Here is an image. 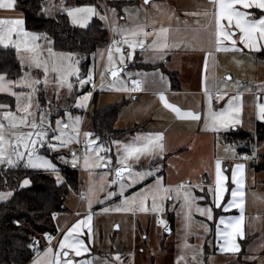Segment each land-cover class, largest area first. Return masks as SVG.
Returning a JSON list of instances; mask_svg holds the SVG:
<instances>
[{"label":"rangeland","instance_id":"1","mask_svg":"<svg viewBox=\"0 0 264 264\" xmlns=\"http://www.w3.org/2000/svg\"><path fill=\"white\" fill-rule=\"evenodd\" d=\"M49 0L47 12H52V14L64 10L68 13V10L73 8H83L92 7L97 11V15L92 16L84 27L79 24H74L72 18L68 16L69 24L78 29H85L93 18L101 21L103 26L107 29L109 34V40L106 45L98 46L96 50L90 55L89 63L84 67V73L80 69V64L84 62V57L80 54H69L60 53L52 50V42L49 38H40L43 41V45H48L51 52L54 55H50L49 48L45 53L41 52L36 48V55L42 63L40 68L35 67L29 63V56L33 55L22 50L17 52L16 48L12 43L8 46L14 47L22 58V67L27 66L30 70H39L41 76L36 75L31 76L30 74H25L23 78H29L31 80L39 79L41 83L36 85V91L32 93V109L30 111L34 112L35 119L39 123L40 113H47L45 116V127L48 131V137L43 146L38 145L37 155L47 159L52 163L57 169L56 173L51 171L40 169H34L27 167L31 170L44 171L51 174L55 179L57 174L61 178V167H73V153L76 154L77 161L75 168L78 171V189L77 191H71L66 199L65 206L67 207V212L60 213L57 215L55 220L56 229L60 235L72 226L76 221L84 219L88 213V207L85 200L81 199V193H86L89 188L90 179L96 182L97 188L100 186L101 178H103V191H98L97 198L93 200L92 203V220H91V241H89L87 232L88 229H82L84 235L80 238L85 241V246L88 248V252L83 254L81 257L91 254L92 256L83 257L81 260H92L94 264H264V168L263 170L256 171V167L260 164L262 157L264 156V140L254 143L255 158L244 160L239 159L238 149L241 148L239 145H230L224 147L222 136L217 137V149L224 155L228 156L227 159L236 158L235 162L243 163L246 167H249V163L253 162V167L250 171L247 170L248 178L246 181L245 192V211H244V238L239 242L240 248L242 247V252L237 255L232 254H215L214 244H215V223L217 215L214 208L213 193L209 194L208 191H201L198 182H192L191 184L180 183L175 186H167L171 189H176L179 191L177 195L176 191L171 193L172 199L159 202L162 203L163 210L159 213L153 212L151 210L152 201L149 199L146 201L147 211H117V208L128 207L122 203L124 197H132L136 193L141 192L142 189H148L155 184L157 177H161L163 185L164 180V170L165 166L161 162L152 163L151 159L140 158L139 161H129L130 164H135V166H141L139 169H132L134 172H148L153 171L155 175L146 176L139 183H136L130 187H127L124 191V195H120V184H128V181L121 180L117 184H111L110 182L115 179V170L120 167L116 163L118 152L116 145L112 142L111 146H105L110 151L103 153L111 159L112 163L107 167H91L89 170H85L84 167V155H85V137L83 133L89 132V119L88 114H91L94 109L104 108L106 106L116 104L119 102H124L120 109L118 115V127L122 128L128 125V119L135 115L142 107L141 100H132L131 87L132 80H138L139 76L130 69L125 70L119 78L111 79L106 72V69L111 67L109 65L107 56L108 49L112 47L113 41H120L122 37L118 32H114L113 29L120 28H132L139 24H147V31H153V29H159L160 27L171 28L169 43H173V39L192 41L195 50L191 48L186 49L183 45L179 49L186 50L185 54L180 56V62L184 63V70L186 72L187 78L194 84L198 81V75L194 74L195 71H199L201 63L204 61L206 53H211L208 55L211 64L215 61L217 66V77L218 87L217 89L212 88L213 95L218 89L224 90V99L220 100L219 107L217 111H222L227 104V101L237 94L241 95L242 108L240 112L239 119L241 123L236 124L228 128L227 132H231L235 127H238L239 131H249L254 132L255 128V115L256 104L255 97H261L264 93V60L256 59L252 57L249 53L250 51L244 47L243 44L239 42V30L233 29L238 34L234 36L237 41L236 47L241 51L238 52H216L215 45L212 43V36L210 33L214 31V28L207 27L209 21L212 20L211 13L214 12V7L209 0H153L149 5H144L143 0ZM71 1L70 7L67 8L64 4ZM82 2V3H77ZM156 5V6H153ZM112 10H115L114 12ZM127 10V13L126 11ZM241 11H244L241 9ZM186 13H201V15H186ZM208 12L209 16H204L202 13ZM260 12V11H259ZM9 13H15L14 18L22 19L19 17L18 11H6L0 10V18H6ZM262 13V12H261ZM106 17L107 19H102ZM171 17V19L169 18ZM264 17V12L261 16L258 14V19ZM250 19H254L249 17ZM153 21L155 23H153ZM225 25L227 21H223ZM24 28V26H23ZM207 28V30H205ZM179 29V32L176 30ZM198 33V35H197ZM35 35V34H34ZM195 37V39H194ZM15 39V38H14ZM153 37H148L145 41L146 45L150 44ZM173 40V41H172ZM226 46L231 47L228 42H224ZM261 50H264V41L259 42ZM1 47H5L0 44ZM30 46H34L30 43ZM123 49L130 51L127 45H120ZM42 48H46L43 47ZM203 49V50H201ZM246 49L247 51H243ZM174 50L170 49L168 52L172 57H174ZM143 56L149 62L162 61L158 53L152 51L147 52V50L142 51L140 48H136L133 53L131 61L127 58L125 64H118V56L114 57L117 60V66L123 67L133 64L138 57ZM78 61V63H77ZM163 63L165 62L162 61ZM25 63V64H24ZM27 63L29 65H27ZM46 64L48 68V83L44 84L45 73L43 65ZM71 64L74 68L79 70V75L81 78H86L89 72L93 74V82H95V87L92 90L88 89V84L83 88L80 86L75 75L68 77V82L72 84V91L69 92L67 86L60 87L57 83V71H53V68L57 69H67L68 65ZM102 73H104L102 77ZM84 74V75H83ZM131 74V76H129ZM230 76L231 80L226 84L223 83L224 77ZM22 79V78H21ZM20 79V80H21ZM18 80V81H20ZM209 81L212 80L209 75ZM122 82V83H121ZM237 82L239 87H237ZM126 86L129 90H117ZM19 88V87H16ZM21 88V87H20ZM206 88L208 86L206 85ZM211 88V85L210 87ZM41 89L43 92V107L39 105L38 102V90ZM88 89V90H87ZM251 89V91H249ZM31 91L29 88H24L21 91H16V93L23 92L25 95L22 99L26 100L27 94ZM257 92L256 96L254 93ZM91 93V97L87 102V106L84 108L75 107V102L77 97H82ZM94 93H96L95 102L92 103V98ZM8 95V94H7ZM9 96V95H8ZM12 96V95H11ZM14 99V109L9 110L6 107L0 109V115L4 111H11L16 113L17 101L16 97L12 96ZM128 102V103H126ZM223 103V105H220ZM37 105L39 107L37 108ZM68 112L73 119L75 117L80 118V136L79 139L81 143L71 142L66 147H60L58 150L53 151L48 147V144H58L59 142L53 140L52 137L59 135L60 133L56 130V120H61L63 123H68V118L64 115ZM20 115V114H17ZM33 117H29L31 121ZM48 122H50L51 127H47ZM29 128L17 129V133H26ZM235 131V130H234ZM65 132L72 135L71 128L66 129ZM6 136L11 138L10 133L6 132ZM93 138H95L92 135ZM121 145H129L127 140H118ZM102 144V143H100ZM231 147L234 150L235 156L232 151L226 152L225 149ZM92 155V154H90ZM253 155V154H252ZM249 155V157H252ZM63 156L64 160L60 157ZM238 159V160H237ZM92 160H94V155H92ZM90 160V163L92 162ZM235 160V159H234ZM21 161L19 164H24ZM233 162L225 164V167L231 166ZM227 165V166H226ZM7 165H0V168H7ZM158 169V170H157ZM249 169V168H248ZM91 173V176H90ZM127 176V173H125ZM251 177V178H250ZM184 185L183 189H179L180 185ZM198 184V185H197ZM228 188V193H229ZM190 192L192 196L196 199L191 208V219L190 228L186 231L185 225V213L188 211L187 208L182 207L183 205V194L184 192ZM114 192L111 198H106L108 193ZM211 196V197H210ZM203 197V199H201ZM102 200L100 203L98 201ZM226 201V200H225ZM211 208L213 219L209 220L207 215H200L196 211V208ZM109 209L107 212L103 209ZM223 214V213H222ZM218 215V216H219ZM163 220L165 226L170 224L172 220V226L170 233H165V227H162L158 221ZM207 226V231H205L204 226ZM223 226V225H222ZM58 238V234L54 237L55 242ZM239 239V237H237ZM62 239V237H61ZM48 244L29 264H34L37 260H46L44 253L49 247L53 249V243ZM58 243V242H57ZM56 243V248L58 245ZM185 243L190 247L185 248ZM237 243V244H238ZM238 244V245H239ZM195 255V260L193 256ZM183 256V260L179 258ZM119 257V259H116ZM71 259L76 260L74 254H70ZM54 262V259H53Z\"/></svg>","mask_w":264,"mask_h":264},{"label":"snow or ice","instance_id":"2","mask_svg":"<svg viewBox=\"0 0 264 264\" xmlns=\"http://www.w3.org/2000/svg\"><path fill=\"white\" fill-rule=\"evenodd\" d=\"M150 0H143L144 5H149ZM214 7V12L211 13L212 20L209 21L207 27L214 28V31L210 33L212 36V43L215 45L216 52H238L241 51L237 45L236 39L234 36L236 32L233 29H238L240 36L239 42L244 45L245 48L250 51H260V43L264 41V17L259 19H250V13L248 9H259L261 12H264V0H209ZM156 6V5H153ZM0 10L6 11H14L15 10V0H0ZM113 12L115 10H112ZM127 13V10H125ZM68 16L72 18V22L74 24H79L81 27H84L88 20L97 15V11L92 7H83V8H73L68 10ZM186 15H201V13H185ZM204 16H209L208 12L202 13ZM171 19V17H169ZM102 19H107L106 17H102ZM223 21H227L225 25L222 23ZM153 23H155L153 21ZM24 21L18 18H0V44H3L5 47L8 46L9 43H12L16 48L17 52L23 51L32 53L33 55L29 56V63L35 65V67L40 68L42 63L39 59V56L36 55V48L38 46H30L31 41H35L39 39L38 36L26 32L23 28ZM147 24H139L132 28H114V32H118V34L122 37L120 41H113L112 47L108 49V62L111 67L106 69V72L113 78H119L120 72L123 71L122 68L117 66V60L114 57L118 56V64L123 65L126 62L132 60L133 53L136 48H140L142 51L148 50L154 53H165L166 50L170 49H178L182 45L188 49L191 48L195 50L192 41H184L179 40L173 43H169L170 40V32L171 28L160 27L159 29H153V31H147ZM207 30V28H205ZM179 32V29L176 30ZM198 35V33H197ZM148 37H153L150 44L145 43ZM15 38V39H14ZM195 39V37H194ZM224 42H228L231 47L225 45ZM127 45L130 51L123 49L120 45ZM203 50V49H201ZM50 55H54L49 49ZM211 55V53H206L205 56V67H207V57ZM162 59L163 56L161 55ZM78 63V61H77ZM44 73L45 79L44 84L48 83V68L47 65L44 64ZM53 71H57V83L60 87L67 86L69 92L72 91V84L68 82V77L75 75L77 81L80 86L83 88L85 85L93 83V74L90 71L86 78H81L79 75V70L74 68L71 64L68 65L67 69H57L53 68ZM102 77L104 73L101 74ZM131 76V74H129ZM163 80V77H161ZM231 80L230 76L224 77L223 83H227ZM41 81L39 79L31 80L29 78H22L18 82H8L5 80L4 76H0V91H7L9 95L15 96L17 101L16 113L11 111H4L2 115H0V165H7L8 168L16 167L21 161H24L25 167H30L34 169H44L47 171H51L53 173L57 172L55 166L50 163L47 159L37 155L38 148L37 146H43L48 137V131L45 127V116L47 113H40L39 123H37L35 119V113L30 111L32 109V93H34L36 89V85H39ZM122 83V82H121ZM141 81L140 80H132V91H140L141 90ZM237 87H239V83L237 82ZM13 87H21V88H29L31 91L27 94L26 100L22 99L24 97V93H16L12 91ZM93 87L95 85L93 84ZM117 90L128 91L129 89L124 86L121 88H117ZM251 91V89H249ZM205 95L207 98L208 109L207 112L203 116L204 120V130L207 131H220L222 129H228L236 124L241 123L239 116L242 108L241 103V95L237 92L236 95L231 97L226 106L222 111H214L212 108V100L213 93H210L207 88H205ZM215 100L218 103L220 100L224 99V90L218 89L215 93ZM91 97V93L87 95H83L82 97H77L75 102V107L84 108L87 106V102ZM259 97H257V101H259ZM159 100L163 104L164 108L168 109L172 113L176 115L178 119L191 120V121H200L202 119L199 113H194L191 111L182 112L179 108L168 103L164 93L159 94ZM4 105H0V109L4 108ZM39 105H37V108ZM256 113L257 119L264 121V103L257 102L256 104ZM20 114V115H17ZM64 115L68 118V123H63L61 120H56V130L60 133L59 135L53 136L52 139L58 141V144H48V147L56 151L60 147H66L71 142L81 143L80 136V118L71 117V115L66 111ZM29 117H33L31 121H29ZM29 128L30 130L26 133H17V129L20 128ZM47 127H51L50 122H48ZM71 128L72 135L65 132L66 129ZM6 132L10 133L11 138L6 136ZM85 137V155H84V167L85 170H89L91 167L96 168H107L111 163V159L106 155H102L110 151L107 149L105 145L100 144L98 142V138H93L92 133L85 132L83 133ZM164 136L162 133H158L155 135H147L144 137L137 136L132 144L129 145H121L119 142H113L117 147V160L116 163L120 165L115 170V179L110 182L111 184H117L121 180H127L128 184H120V195H124V191L127 187H130L136 183H139L140 180H143L146 176H153L155 172H134L132 170L131 164L129 161H139L141 157H159L163 159L164 152V144H163ZM226 152L232 151L235 156L234 150L229 147L225 149ZM94 155V160H92V155ZM255 158V151L253 152L252 157L244 156L242 159H252ZM61 160H64V157H60ZM90 160L92 162L90 163ZM77 157L76 154L73 153L72 164L73 167L76 166ZM221 159L217 158L215 161V189H214V197L213 202L217 208L223 207L224 212H229L231 209L236 208L239 210V216L229 217L228 219L221 218L219 224L217 225V238L218 240H222V244H220V248L222 252H231L237 253L240 251L239 245L236 243L237 237L240 239L244 238V170L245 165L243 163H237L232 170V178L231 182L235 185V188L231 191L232 199L227 202L226 205L222 206V200L224 199V194L226 191L225 188V180L226 177L222 174L221 169ZM158 170V169H157ZM127 173V176H125ZM91 176V173H90ZM57 183H62L60 176L57 174L56 176ZM29 184V181L25 179L21 184V187H24ZM185 186L182 184L179 186V189H183ZM203 191V188L200 189ZM98 191H103V178H101L100 186L97 188V184L94 181H91L88 191L86 193H81V199L85 200L88 207V213L84 219L76 221L72 224L71 227L67 228L62 235V239L58 240V249L55 251L49 247L47 251L43 254L46 260H37L34 264H53V259L55 264H77V261L69 258L70 254H74L76 257H80L83 254L88 252V248L85 246V241L80 237L84 235L82 229L87 228L88 238L91 241V220H92V203L93 200L97 198ZM173 191L177 192L179 195V191L176 189H171L165 187L163 185V181L161 177H157L155 180V184L148 189H142L141 192L136 193L132 197H124L122 203L128 207L117 208V211H147L146 201L151 199L152 206L151 210L153 212H161L163 210L162 203L163 201L171 200L173 197L171 193ZM208 193H213V188H208ZM12 193H0V200H5L10 197ZM112 195H115L114 192L108 193L106 198H111ZM195 197L191 195L190 192L185 191L183 194V205L188 209L185 213L186 231L190 228V219H191V208L195 201ZM203 199V197H201ZM102 203L103 201H98ZM109 209L105 208L103 211L107 212ZM196 211L199 212L200 215H207L209 220L213 219L212 209L209 208H200L197 207ZM55 214L53 215V219H55ZM158 223L165 227V222L163 220H159ZM220 225H223V230H221ZM205 231H207V226H204ZM167 230V229H166ZM45 239L51 244L52 237L49 234H45ZM35 243V242H34ZM185 248L190 247L185 243ZM116 259H119L117 257ZM183 260V256L179 258ZM195 260V255L193 256ZM79 264H94L92 260L80 261ZM107 264V262H105ZM179 264V260L177 262Z\"/></svg>","mask_w":264,"mask_h":264},{"label":"trees","instance_id":"3","mask_svg":"<svg viewBox=\"0 0 264 264\" xmlns=\"http://www.w3.org/2000/svg\"><path fill=\"white\" fill-rule=\"evenodd\" d=\"M49 0H15V10L23 14L24 29L41 39L47 37L52 42V49L60 53L80 54L84 62L80 69L89 63L90 55L98 46L106 45L109 40L107 29L100 20L93 18L85 29H78L69 24L64 10L52 14L47 12ZM71 1L64 4L70 7ZM82 3V2H77ZM73 4V3H71ZM262 15L261 12L256 13ZM254 58L264 60V51L252 54ZM133 69L153 70L157 66L144 65L136 60L131 64ZM26 71L17 59L13 47L0 46V75L9 81L20 78ZM84 75V74H83ZM173 84L177 76L168 72ZM89 89V88H88ZM87 89V90H88ZM96 93L92 98L95 102ZM43 92L38 90V102L43 107ZM124 102L112 104L100 109H94L88 114L89 132L98 142L105 146L132 135L140 129V125L126 130H118L115 125ZM0 105L7 109H14V99L11 95L0 94ZM223 143L241 146L238 155H252L254 143L264 140V122H256L254 132L235 131L222 135ZM164 165V160L160 161ZM253 167V163H250ZM264 156L256 171L263 170ZM62 183L49 173L31 170L18 164L14 168H0V193H12L5 200H0V264H28L34 257L32 246L41 250L45 247L43 239L45 234L54 236L57 230L51 214L67 212L65 202L71 191L78 189V171L75 167H61ZM27 179L29 184L21 187ZM228 195H226L227 200ZM218 213L217 210H215ZM219 215V214H218ZM217 215V216H218ZM172 220H170V227ZM37 241V243H34ZM242 252V250H241Z\"/></svg>","mask_w":264,"mask_h":264},{"label":"crops","instance_id":"4","mask_svg":"<svg viewBox=\"0 0 264 264\" xmlns=\"http://www.w3.org/2000/svg\"><path fill=\"white\" fill-rule=\"evenodd\" d=\"M244 11H248L251 14L250 15L251 18H253V16L255 15L254 19H258V16L256 13L258 11L261 12V10L256 9V8L248 9ZM14 14L15 13H9L6 16V18H14V16H16ZM18 16L21 18H24L23 14L20 12ZM236 34L238 33L236 32ZM173 40H172L173 42L177 41V39H173ZM30 43L34 46H38L37 49H39L41 52L36 51L37 53H45V51H48V48L50 49L48 45L46 46L43 45L44 43L40 39V37L39 39L35 41H31ZM42 46L46 48H42ZM247 50L244 49L243 51L246 52ZM261 51H264V50L262 49L260 51H250L249 53L252 55L254 53L255 54L259 53ZM147 52L149 51L147 50ZM173 52H174V57L170 55L168 50H166L165 53L163 54L158 53L160 56L161 55L163 56L162 61L165 60L164 63L162 61L161 62L160 61L149 62L148 60L144 58L143 53L141 54L142 56L138 57V60H137L138 63L144 64V65L157 66V68L153 70H146L142 68H138V69L130 68L133 71V73L135 71L136 73L139 74L137 79L142 82L141 90L136 91L135 93H132V90H130L131 91L130 95L133 96L132 97L133 101L141 100L143 98L142 105H141L142 108L137 113H135V115H133L132 117L128 119V122H127L128 125L122 128L120 127L117 128L118 122L116 121L115 127L118 130H126V129H130L134 127L135 125H140V129L137 132H135L132 135L124 136L122 139H120V140H127L128 144H132L137 136L144 137L147 135H155L158 133L163 134L164 136L163 159H160L159 157H156V158L148 157V158L151 159L152 163H157V162H160L161 160H164V166H165L164 186L165 187L170 186V185L175 186L183 182L187 184H191L194 181V182L199 183L198 188H203V190L205 191H208V188L212 187L213 196H214L215 161L217 158H220L222 161L221 163L222 174L226 177V180H225L226 191L224 194V199L222 200L221 203H222V206L226 205L227 202L232 199L231 191L233 188H235V185H233L231 182L232 170L238 162H235L236 158H234L235 160L233 158L227 159L228 156L224 155L222 152H219L217 149V142H218L217 137L226 133L228 130L222 129L218 132L204 130V120H203V116L207 112V109H208L207 98L205 95L206 85L208 86L207 89L210 93L212 92V88L217 89L218 87L219 76L217 77L218 72H217L216 63L214 61L211 64V61H209V59L207 58V67H205V59H204V61L201 63L199 71L194 72V74L196 76L198 75L199 78H198V81H196L193 84L186 76V72L184 70V63L180 62L179 60L180 56L182 54H185V52L187 51L178 48L177 50H174ZM16 55H17V52H16ZM252 57L254 56L252 55ZM17 59H18L19 64L22 65L21 64L22 58H20V56L18 55ZM27 65L29 64L27 63ZM23 68H25L26 71L20 78L14 81H9L4 76L5 80L8 82H18V80H20L21 78H23V76H25L26 72L27 74L31 73L38 77L41 76V73L39 70H30L29 67L27 66H23ZM168 72L174 75L176 74L177 81L175 85L173 84L170 76H168ZM209 75L212 79L210 81L208 80ZM0 76H3V75H0ZM161 77H163V80H161ZM210 85H211V88H209ZM23 89L24 88L13 87L12 91L16 92V91H21ZM160 93H164L168 103L179 108L182 112L191 111L194 113H199L202 119L200 121L178 119L174 113L164 108L163 104L159 100ZM252 93H254V96H256L257 92L256 93L252 92ZM0 94L7 95L8 92L0 91ZM259 98H260L259 101H257V98L255 97V104H257V102L264 103V93L261 94V97ZM220 105H223V103H221ZM218 107H219V103L216 102L215 96L213 95L212 108L214 111H217ZM255 118H256L255 123L264 122V121L257 119V114L255 115ZM237 128L238 127H235V129ZM223 145H225L224 147L230 146V144H225V143H223ZM235 147H238V146H235ZM239 156H240L239 159H241V157H244L246 155H239ZM141 158H147V157H141ZM230 162H233L231 166L225 167V164L228 165V163ZM131 167L132 169L141 168V166H135V164H131ZM248 168L245 165L244 189L246 187V181L249 176L247 173V170L250 171V168H251L250 163H249ZM228 188H230L229 193L227 191ZM226 195H228L227 200H226ZM211 200L213 201L212 198ZM245 207L246 205L244 203V211H245ZM214 208L218 212H220V215L217 216L216 218L217 220L215 223L214 253L215 254H232L231 252L221 251V248L219 245L222 244L223 241L218 240L217 238V235H216L217 225L219 224V221L221 218L228 219L229 217L239 216L240 212L236 208L231 209L229 212H224L223 207L217 208L215 206V203H214ZM57 215H55L56 218H57ZM56 218L53 219L54 224H55ZM220 228L221 230H223L222 225H220ZM59 232L60 231L57 230V234H58L57 240L55 242H53L54 240L52 241L53 243H55L52 245L54 251L57 249L56 243L62 237V235H60ZM237 240L239 242L241 239L237 238L236 243H238ZM43 244H45L44 241H43ZM239 248H240V244H239ZM238 253H240V251L237 253H233V254L237 255ZM87 256H92V253L87 254L86 256H83V257H87ZM83 257L81 256L76 257V260L83 261L81 260ZM53 264H55V261L53 262Z\"/></svg>","mask_w":264,"mask_h":264},{"label":"built area","instance_id":"5","mask_svg":"<svg viewBox=\"0 0 264 264\" xmlns=\"http://www.w3.org/2000/svg\"><path fill=\"white\" fill-rule=\"evenodd\" d=\"M93 84L95 85V82H93V83H90V84H88V88H89V90H92V88H93ZM136 91H132V93H135ZM80 147H83V144L81 143L80 144ZM81 196V195H80ZM52 219H53V214H51V216H50ZM57 235V234H56ZM56 235H54V236H51L53 239H52V241L54 240V237L56 236ZM44 243H45V247L49 244V242L45 239V236H44ZM51 241V242H52ZM32 250H33V253H35V254H39L42 250L39 248V247H37L36 245H33L32 246Z\"/></svg>","mask_w":264,"mask_h":264},{"label":"water","instance_id":"6","mask_svg":"<svg viewBox=\"0 0 264 264\" xmlns=\"http://www.w3.org/2000/svg\"><path fill=\"white\" fill-rule=\"evenodd\" d=\"M151 1H153V0H150V2ZM132 67V65H128V66H123V67H119V68H122L123 69V71H121L120 72V75L125 71V70H128V69H130ZM108 76L111 78V79H114L113 77H111L109 74H108ZM234 130H236L235 128H234ZM233 130V131H234ZM171 227H170V224H168L167 226H166V229H164V232L165 233H170V231H171V229H170ZM35 243H37V241H35ZM229 264H234V263H229Z\"/></svg>","mask_w":264,"mask_h":264},{"label":"flooded vegetation","instance_id":"7","mask_svg":"<svg viewBox=\"0 0 264 264\" xmlns=\"http://www.w3.org/2000/svg\"><path fill=\"white\" fill-rule=\"evenodd\" d=\"M241 250H242V247H241ZM241 250H240V252H241ZM239 254V253H238Z\"/></svg>","mask_w":264,"mask_h":264}]
</instances>
